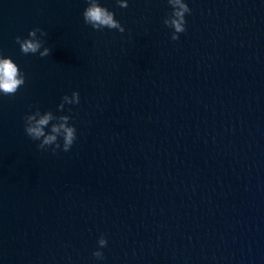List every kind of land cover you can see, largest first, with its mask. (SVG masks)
I'll return each mask as SVG.
<instances>
[{"label":"water","instance_id":"obj_1","mask_svg":"<svg viewBox=\"0 0 264 264\" xmlns=\"http://www.w3.org/2000/svg\"><path fill=\"white\" fill-rule=\"evenodd\" d=\"M186 2L173 40L168 0H101L123 33L87 0H0L26 75L0 94V264H264V0ZM37 27L46 57L16 42ZM37 108L70 115L69 151L27 136Z\"/></svg>","mask_w":264,"mask_h":264},{"label":"clouds","instance_id":"obj_2","mask_svg":"<svg viewBox=\"0 0 264 264\" xmlns=\"http://www.w3.org/2000/svg\"><path fill=\"white\" fill-rule=\"evenodd\" d=\"M172 6V12L165 17L164 24L173 29L172 39L178 40L179 34L186 31V14L191 9L186 0H168ZM117 4L125 8L128 6V0H117ZM83 17L86 24L95 30L104 28L116 29L123 33L125 26L115 17L114 11L101 3V0H87V6L83 11ZM40 33L38 36L37 34ZM46 33L39 27L29 31L27 37L17 36L16 42L20 45L23 54L39 53L40 57L50 55L51 49L44 46L42 37ZM42 49V50H41ZM26 82V75L21 71L17 62L11 56H5L0 52V94L5 96L15 95L21 86ZM79 91H73L71 95L65 94L59 104V110H63L65 104H79ZM70 115H56L52 110L41 111L37 108L25 116L24 130L27 136L34 141H39L38 148H51L55 153L61 149L60 138L63 139V151L67 152L77 139V129L74 124H70ZM46 129L48 131H46ZM100 248L107 245V239L102 235L98 241ZM97 248L93 256L103 259V252Z\"/></svg>","mask_w":264,"mask_h":264}]
</instances>
